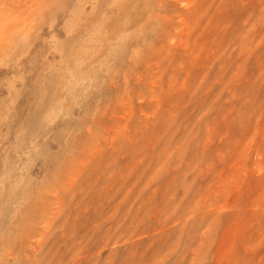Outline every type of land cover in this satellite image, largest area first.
Instances as JSON below:
<instances>
[{"label":"rangeland","instance_id":"rangeland-1","mask_svg":"<svg viewBox=\"0 0 264 264\" xmlns=\"http://www.w3.org/2000/svg\"><path fill=\"white\" fill-rule=\"evenodd\" d=\"M0 264H264V0H0Z\"/></svg>","mask_w":264,"mask_h":264}]
</instances>
